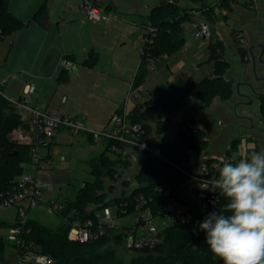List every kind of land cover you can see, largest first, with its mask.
I'll use <instances>...</instances> for the list:
<instances>
[{
  "label": "trees",
  "instance_id": "1",
  "mask_svg": "<svg viewBox=\"0 0 264 264\" xmlns=\"http://www.w3.org/2000/svg\"><path fill=\"white\" fill-rule=\"evenodd\" d=\"M188 1L200 4L201 7L184 8L168 2L165 5L151 8L148 18L142 20L140 27L145 41L141 48L132 90L138 91L143 84L149 61L170 56L182 48L185 39L183 25L190 21L194 11L200 12L209 22L218 19L214 14L215 6L205 4L207 0ZM233 1L219 0L218 8L221 10L231 8ZM46 2L47 0L35 11L34 20L43 21L47 14ZM8 5L9 0H0V39L23 27V22L8 9ZM222 17L226 20L225 15ZM148 27L154 29V35L146 32ZM207 47L212 64L210 77L199 81L175 80L169 87L164 88L159 96L135 106L128 112V118L133 123L140 124L146 134H151L153 127L156 132L163 131L168 126V121L162 119V113H174L185 106L190 98H199L208 103L213 98L224 100L232 95L231 80L224 77L229 65L222 58L221 43L209 41ZM93 61V58H89L85 64L91 65ZM57 79L58 82H64L67 79L66 71L60 70ZM260 115L264 121V99L260 106ZM196 123L197 121L191 117L180 121L174 136L158 144L161 155L181 167H186L191 157L196 158V161H201L200 154L205 149L207 141L204 131L196 127ZM189 124L195 127L189 130L186 128ZM18 128L26 129L27 125L22 121L16 109L0 96V193L12 191L14 179L21 175L24 172V166L31 162L30 146L19 143L11 137L12 132ZM87 138L91 140L89 136ZM248 141L250 142V139ZM240 142L239 137L229 142L225 153H230V158L234 155L240 158V155H236ZM111 145L121 149L118 143H104L101 155L88 162L94 180L85 182L79 188L74 200L65 201V206L59 213V223L54 227H49L29 218L25 223L27 231L24 235L25 241L32 243L40 252L51 257L53 264H223L222 259H215L205 242L206 234L199 229V224L206 216L193 209H190L191 218L189 220L179 219L177 223H172L163 230V240L159 245L150 250L134 251L136 255L131 257L128 263L116 253L115 248L122 245L124 234L117 233L115 229L99 239L86 243L70 241L67 238L70 224L74 220L84 221L91 217L94 209L100 207L113 205L117 212L123 209L125 215L132 214L135 212L139 197L151 199L149 205L153 211L161 209L163 205L172 200L189 205L185 197L189 177L149 157H142L138 160L137 170L132 179L130 181L121 180L123 188L119 194H116L114 182L123 179L125 173L131 167H135V164L120 152L115 157H110ZM253 150L256 151V147L252 149L247 147L245 155ZM214 160L207 158L204 162L211 163ZM225 160L228 159L224 158L218 162L217 174ZM102 174H105L110 181L106 186L101 178ZM223 204V198L220 197L215 211L222 210ZM88 207L91 211L87 210ZM0 225L8 228L12 226L2 221ZM3 248L4 244L0 237V264Z\"/></svg>",
  "mask_w": 264,
  "mask_h": 264
},
{
  "label": "rangeland",
  "instance_id": "2",
  "mask_svg": "<svg viewBox=\"0 0 264 264\" xmlns=\"http://www.w3.org/2000/svg\"><path fill=\"white\" fill-rule=\"evenodd\" d=\"M44 1L45 0H9L8 9L24 21V26L27 27L29 22H31V24L28 28H25V30L13 32L0 39V81L7 79L8 76H14L15 78V80H12L9 77L7 79V85H5V87L8 86L9 88H4V92L7 95L17 91L18 88H20V82H31V80H33V75L34 77H37L45 54L48 53V59L50 61L48 60V62L45 63L43 69L41 68V70L46 73L47 66L53 61V53L55 52L54 47L56 44L63 45L68 40H73L75 44L79 41V45H84L85 41H87L89 30L96 35H101L105 31L104 26H110L117 20H129L127 17H123L124 14L121 18L119 15L115 14L110 17V20L108 21L109 23L99 21L94 22L86 18L85 10L81 7L83 1L86 0H65L64 5L50 7V26L47 30L43 29L44 35H47V40L42 39V44L39 46L38 41L35 39L38 37L39 33L42 34V32L41 30H38L39 28H37L36 24L42 25L43 22L34 20L33 14L36 10H38ZM116 1L117 5L121 6H125L126 1H130V5L136 6L142 13V17L144 19L148 18L151 8L156 6V0ZM145 2L148 5V9L143 7V3ZM207 2L208 4H211L214 0H208ZM101 3L102 5H105L102 0ZM177 4L181 7L190 6L188 8L191 9L194 7H201L200 4H193L188 0H178ZM111 7H115V5H112ZM106 10H108V8ZM222 11L225 12L226 22L223 20L224 18L222 15H217V18H220L216 21L208 22L211 34L210 38L206 39L205 42L193 40V30L191 28V24L189 21L184 23V45L179 51H177L176 54L181 55L185 65L181 73H179L180 75L176 76V79L182 78L181 75L183 73L192 74L193 79L198 74L199 77L196 78L195 81H199L212 75V64L209 59V49L207 47L209 41L211 43L219 42L222 45V58L225 59L229 65L224 77L229 78L232 73L230 71L232 67H235L236 65L238 66L234 41L245 35L243 33L245 27L251 24L254 20L256 16L255 0H234L231 8ZM195 18L207 21L205 16L202 14H197ZM250 28L253 27L250 26ZM110 34L111 33H109V35ZM110 39L111 38L109 37L107 40L102 41L98 37V40L101 43H106L110 47L112 46L111 48H108L109 53L128 55V57L133 55L136 59L139 58V49L143 47L141 38H139L135 45L136 47H134L136 49L135 51H133L131 42H125L123 45H119L116 48ZM77 51L79 59L85 56L84 52L79 48ZM99 52H101L102 58L105 52ZM60 57L58 56L60 59L59 61L61 62L63 58ZM164 62L165 60L163 63ZM166 62H168V60H166ZM200 62L201 64H198V67L200 68L195 69V65L193 63ZM55 78L52 79L51 82L42 81L39 85H37L35 81L34 83L38 88H41V85H43L42 90L47 92L50 96L56 92L54 98L52 99V106H55L56 109L60 110L62 108H66V106L74 107L79 104L78 102L81 99V88L78 86L77 82L75 83V81H73L68 88H66L67 91H64L63 89H56L58 84L55 81ZM232 82L233 81H231V86L233 89ZM62 97L67 98V102L65 104L61 102ZM233 100L236 101L233 91L232 95L227 99L221 100L213 98L208 103L206 101H201L199 98L193 97L189 99L185 106L176 110L174 113L163 112L161 117L162 119H167L168 126H166L163 131L158 132H156L153 127L151 131L152 142L154 144H159L171 139L175 134L179 122L192 117L199 123V126L204 131L205 139L207 141V145L201 152L200 157L204 158L205 156H209L207 154H210V156L214 155L213 157L218 160H222L224 158L230 160L231 154L228 152L225 153V151L229 146V142L233 138L237 137L244 140L239 143L238 147L240 158L245 156L244 148L246 147L249 149L256 147V151H264V122L261 121L258 123L254 119V130L251 132L246 130L244 126L248 127L249 123L237 120L232 115L231 104ZM16 111L23 120L28 118L25 111L20 109H17ZM240 123L242 124V128L244 127L245 130L241 129L240 132H237L236 127ZM230 124L232 126H230ZM199 126L196 127L200 128ZM17 134L18 133H14V137H17ZM24 136H26V134L21 132V137ZM248 139H250V142ZM49 143L50 146L48 149L50 159L52 161L46 166V169H41L39 171L38 182L42 185H51L54 188L51 198L55 199L59 196V198L64 200V202L72 201L75 199L79 188L85 182H91L94 180V176L88 167V162L101 155L104 145L97 143L92 139L90 140L86 137V135L81 134H57L56 142L54 143L52 139H50ZM40 153L44 154L45 149H41ZM115 153L118 154V152ZM113 155L115 154L111 153L109 156ZM134 164L135 167H131L130 170L125 173L123 179L114 182L113 186L116 194H119L121 188H123L121 180L130 181L132 179L134 172L137 170L138 159ZM24 173L35 176V169L32 166H25ZM101 178L103 179L105 186L110 183L105 174H102ZM44 198L46 200L48 196H45ZM111 211L114 217V223L118 227L130 224L135 217L134 213L118 217V212L115 207H111ZM15 216L16 208L14 206H7L0 210V221L8 225L14 222ZM29 217L49 227H54L59 223V219L57 217L50 216L44 211L43 205H39L36 209L31 210L29 212ZM156 224L158 225L159 223L156 222ZM8 234L9 228L5 225H0V237L4 244L1 264H14L16 261L15 248L7 243ZM115 249L117 255L120 256L126 263L129 262L131 257L136 255L135 252L127 251L121 247ZM215 259L219 260L220 258L215 257Z\"/></svg>",
  "mask_w": 264,
  "mask_h": 264
},
{
  "label": "built area",
  "instance_id": "3",
  "mask_svg": "<svg viewBox=\"0 0 264 264\" xmlns=\"http://www.w3.org/2000/svg\"><path fill=\"white\" fill-rule=\"evenodd\" d=\"M219 0H214V14L225 15V12L218 8ZM81 7L85 10L86 17L94 22H107L112 14L102 5L101 0L83 1ZM200 12H193L189 23L193 28V40L205 42L210 38L209 21L196 19L195 15ZM220 18V17H219ZM218 18V19H219ZM146 32L154 35V29L148 27ZM145 41V40H143ZM142 50L140 49V52ZM60 66L70 69L72 64L67 59H62ZM152 68V67H150ZM13 77V76H12ZM6 79L0 81V96L7 101L16 110L20 109L27 113L28 118L22 119L27 125L26 129H16L12 133H18L17 137L11 134L12 139L19 143L30 146L31 165L34 167L36 175L22 173L14 179L12 191L0 193V210L7 206L16 208V216L12 226L9 228L7 242L15 248L16 261L14 264H53L54 261L48 255L39 251L32 243L24 239L27 233L25 223L30 218L29 212L43 205L44 211L50 216L60 219L59 213L63 210L65 202L61 199H53L49 196L54 192L51 185H42L38 182L37 173L51 163L49 153V140L59 130H64L69 134H84L89 136L97 143L114 142L121 146V149L115 145L110 146L111 152H120L123 155H132L134 159L149 157L158 161L160 164L167 166L169 169L189 177V183L186 190V198L189 205H183L177 200H172L153 211L149 203L151 199L139 197L135 209L133 221L123 227H118L114 223L111 206L94 209L91 217L84 221L74 220L69 227L67 238L70 241L86 243L91 240L99 239L111 230L117 233H123V242L121 247L127 251L150 250L159 245L163 240V230L177 223L191 218L190 209L197 213L207 216L215 211L217 204L220 202L218 192L204 189L206 181H210L218 176V160L216 158L211 163L196 161L190 158L186 167H181L164 158L158 147L151 139V134H146L140 124L133 123L128 118V112L120 110L113 114L107 127L101 131L88 129L82 119L61 115L54 112L43 111L32 105V100L36 92L33 84H25L21 93L17 97H11L5 94L4 87ZM21 117V116H20ZM195 126L189 124L187 129H193ZM21 132L26 136L21 137ZM247 148V147H246ZM244 148V151L246 150ZM45 149L41 154L40 150ZM239 155V153H236ZM45 195L48 198L45 200ZM115 207V206H114ZM116 208V207H115ZM88 211H91L90 209ZM125 216V211L120 209L117 213ZM156 222L159 224L157 225Z\"/></svg>",
  "mask_w": 264,
  "mask_h": 264
},
{
  "label": "crops",
  "instance_id": "4",
  "mask_svg": "<svg viewBox=\"0 0 264 264\" xmlns=\"http://www.w3.org/2000/svg\"><path fill=\"white\" fill-rule=\"evenodd\" d=\"M159 1L161 0L155 1L156 6L158 5ZM207 1L205 2V4H208ZM64 2L65 0H47V14L43 18V24H36L37 28H39L38 30H41L43 34L42 36V34L39 33L38 37L35 39L38 41L39 46L42 44V39L47 40V35H44L43 29L47 30L50 26V7L64 5ZM102 2L105 4L103 5L105 8L108 7V11L112 14V16L116 14L121 18L124 14L123 17H127V19L129 20H117L110 26H104L105 31L101 35H96L92 33L91 30H89L87 41H85L84 43L85 46L83 44L79 45V41H77V44H75L73 40H68L63 45L56 44L55 47L53 45L55 50V52L53 53V61L51 60V64L47 66L46 73L42 71L41 68L43 69L45 63L49 60L48 53L45 54L37 77H34L33 75V80H31V82H20V88H18L17 91L9 94L8 96L17 97L21 93V90L25 84H33L36 87V92L32 100L33 106H36L43 111L80 118L88 129L97 131L105 129L110 117L116 112L120 110L129 112L135 106H138L151 98H156L164 88L169 87L175 80L180 79L182 81H195L196 78L199 77L197 74V76H195V78L193 79L192 74L183 73L181 75L182 78L176 79V76L180 75L179 73H181L185 62L182 60L181 55L176 54L177 52H175L170 56H163L157 60L149 61L147 65V75L143 84L139 87L138 91L132 90V82L139 64L140 55L139 58L136 59L135 57H133V55H131V57H128V55L126 56L123 54H111L109 53L108 48H111L112 46L110 47L106 43H101L98 40V37L102 41H105L110 37V40H112V43H114V47L116 48L119 45H123L125 42H131L133 51H135L136 49L134 47H136L135 45L138 42L139 38H141V42L143 43V31L140 26L144 18L142 17V13L136 6L130 5V1H126L125 6L117 5L116 0H102ZM213 3L208 5H213ZM112 5H115V7H111ZM143 7L145 9H148V5L146 2L143 3ZM185 7L188 8L190 6H184V8ZM17 17L23 22V27L14 32L25 30V28H28L30 26L31 22H29L28 26L26 27L24 26V21L19 16ZM224 21L226 22V20ZM109 33L111 34L109 35ZM78 48L85 54V56L81 59H79L78 56ZM99 51L105 52L104 56L102 57L103 59L101 58V52ZM58 56H61L63 59H66L67 57V60H69L72 64L71 68L65 69L61 66L59 67L60 59L58 58ZM89 58H93L94 61L91 65H86L85 61ZM164 60L165 62L163 63ZM166 60H168V62H166ZM193 64L195 65V69H198L200 68L198 67V64H201V62ZM60 70H65L67 73V79L64 82H58L57 77ZM9 78L15 80L14 76H11ZM54 78L58 84L56 89H63L64 91H67L66 88H68V86L73 81H75V83L77 82L78 86H80L81 88V99L78 102L79 104L75 105L74 107L66 106V108H62L60 110L56 109L55 106H52V99L54 98L56 92H54L50 96L49 94H47V92L42 90L43 85H41V88H38L37 85H39V83L42 81L51 82V80ZM34 81L37 85L34 83ZM4 88L9 87L6 86ZM61 102L65 104L67 102V98L62 97ZM195 126H199V123L197 122ZM13 134L14 133H12V135ZM57 134L69 135V133L64 130L57 131V133L52 137V141L54 143L56 142ZM86 137L88 136L86 135ZM241 141L244 140L241 139ZM237 153H239V149ZM112 154L116 155L115 152H112ZM115 155L110 157H115ZM207 155L209 156H205L204 158H214V155ZM191 158L196 160V158L194 157ZM129 159L133 163H136V159H134L132 155H130ZM25 166H32L31 162L30 164ZM56 199L61 198L57 196ZM111 207L114 206L112 205ZM89 209L90 208L88 207L87 210Z\"/></svg>",
  "mask_w": 264,
  "mask_h": 264
},
{
  "label": "clouds",
  "instance_id": "5",
  "mask_svg": "<svg viewBox=\"0 0 264 264\" xmlns=\"http://www.w3.org/2000/svg\"><path fill=\"white\" fill-rule=\"evenodd\" d=\"M204 189L224 201L199 224L211 253L223 264H264V151L225 160Z\"/></svg>",
  "mask_w": 264,
  "mask_h": 264
},
{
  "label": "flooded vegetation",
  "instance_id": "6",
  "mask_svg": "<svg viewBox=\"0 0 264 264\" xmlns=\"http://www.w3.org/2000/svg\"><path fill=\"white\" fill-rule=\"evenodd\" d=\"M255 4L254 20L245 27V35L234 41L238 66L232 67L230 71L233 74L227 77L233 81V95L236 97L231 104L232 115L249 123L248 127H244L250 132L255 128L254 119L258 123L263 121L260 106L264 99V0H255ZM244 127L241 123L237 125V132L245 130Z\"/></svg>",
  "mask_w": 264,
  "mask_h": 264
},
{
  "label": "water",
  "instance_id": "7",
  "mask_svg": "<svg viewBox=\"0 0 264 264\" xmlns=\"http://www.w3.org/2000/svg\"><path fill=\"white\" fill-rule=\"evenodd\" d=\"M168 2H172L174 4H177L178 3V0H173V1L161 0V1L158 2V6L165 5ZM125 158H130V155L129 154L125 155Z\"/></svg>",
  "mask_w": 264,
  "mask_h": 264
}]
</instances>
